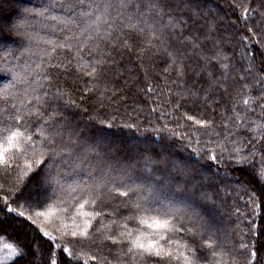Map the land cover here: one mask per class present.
<instances>
[{
	"label": "trees",
	"instance_id": "16d2710c",
	"mask_svg": "<svg viewBox=\"0 0 264 264\" xmlns=\"http://www.w3.org/2000/svg\"><path fill=\"white\" fill-rule=\"evenodd\" d=\"M62 2L63 0H0V89H8V94L0 100V107L13 113L15 109L12 105L20 106L23 100L20 93L26 87L23 82L25 77L30 80L36 79L29 71V67L40 73L41 69H37L36 65L41 64L53 77L50 85L45 84L43 80L40 81L45 86L38 90V94L49 93L44 110L59 111L62 115L57 117V120L66 124L69 130H76L78 134L76 138L81 142L85 140L92 142L96 139L98 129L103 127L100 124L101 120L111 123L112 128H104L106 139L115 149V155L121 162L135 164L131 169L134 178L145 175L141 171L145 157L153 155L161 147L172 159L192 161L198 159L192 149H201L203 159L197 165L200 174L192 181L197 183L194 198L199 210L213 227L216 250L230 253L219 257L220 264L225 262L246 264L250 257L249 249L257 251L254 264H264V213L260 200L264 201V194L261 192L259 196L257 193L260 181L256 175L264 167V159L261 158V144L256 145L255 157L249 156L252 144H249L248 140L255 133L246 130L252 126L250 121L261 120L260 109L253 105L255 112L246 113L244 106L238 103L240 98L236 96V91L240 90L237 84L240 76H244V82L249 84L264 79V17L254 11H249L247 20L242 17L245 6L264 11V0H194L199 11V17L196 19L190 12L178 10L173 3L171 7L174 14L187 21L183 25V32L177 31L172 40L174 48H180L187 53L184 58L186 76L183 79L178 78L176 72L169 68L170 61L163 53L154 56L149 51L141 56L138 44H134L131 52L122 48L113 49L110 71L106 77L108 87L106 98L103 103L98 101L97 94H89L81 99L82 92L73 89L71 98L79 107L66 106L63 101L52 98L57 88L66 86L64 74L60 69L48 68L47 63L42 64V60L49 59L52 63L64 62L70 56L66 51L58 49L53 58L44 56L46 49L51 50L46 41L63 42L65 37L71 34L68 28L78 33V26L83 24L76 13H69L60 7ZM51 4H55L56 7L50 9V15L69 19L67 26L51 20L49 14L37 15ZM210 26L213 29L211 32ZM249 28L253 31L249 32ZM185 36L197 37L200 48L193 52L190 45H182L180 41ZM217 52L227 57L222 63L228 65L227 80L223 81L228 86V92L211 89L208 92L211 107L200 102L192 103L190 98L181 99L177 93L183 95L184 89L192 88L201 96L209 89L210 80L207 73L201 72L197 75L203 63L200 55L213 58ZM208 69L213 73V80L221 77L222 69L215 63V59H212ZM76 87H82V83ZM149 88L152 91H148ZM261 89H264V84L253 87L251 95L258 96ZM233 104H237V111L244 117L241 123H237L235 113L232 112ZM185 113L197 119H213V127L201 128L193 121L187 120ZM25 121L33 128L39 123L35 116L30 118L26 116ZM125 124H131L133 127H124ZM225 124L227 128L224 127ZM157 129L160 131H156ZM197 140L200 142L197 143ZM146 143L152 145V153L142 152ZM220 145H224L228 151L221 152ZM235 147L241 149L239 154L231 151ZM209 150H215L219 162L214 163L207 158L205 153L212 154ZM245 156H248V160L238 164L237 159ZM46 164L47 160L38 167L34 165V170L23 177L21 173V169L24 168L23 159L14 160V166L7 170L0 167V212L11 220L28 222L26 226L35 233L44 255L48 258L49 252L55 250L60 264H65V255L42 236L39 227L17 217L15 212L7 213L4 203L7 198L8 205L16 211H25L26 216L31 215L34 210H43L53 196L52 187L44 183L47 174ZM246 168L255 169V175L250 177L245 174ZM60 173L63 181L68 184L92 183L102 178L99 170H90L87 165L76 170L68 165H62ZM238 175H242L243 180L235 178ZM21 177L22 182L18 183ZM204 177H208V180L205 181ZM201 193H207L210 200L207 202L201 200ZM156 196L160 194L157 193ZM165 203L162 196L160 199L154 196L148 200V205L154 208H162ZM85 210L104 213L92 222L90 232L93 233L95 242L81 244L70 236L57 240L62 247L72 248L77 254L79 258L74 260L73 264H85V261L87 264H119L120 258H123L124 264H131L129 258L124 257L127 243L114 245L105 239V235L115 236L123 230L111 225L113 220L121 223L125 217L137 214L131 202L116 193L105 191L95 208L86 206ZM62 219L64 223L71 225V221L64 213H58L50 223L44 225L45 229L59 237V232L55 229L62 227ZM101 224L111 225V231L108 228H101ZM128 224L130 228L137 227L135 220H129ZM3 236L22 245L14 240L13 236L6 234ZM173 238L180 239L181 243H187L189 247L197 248V257L202 255L199 247L206 236L193 238L179 233ZM241 244L248 247L242 249ZM207 254V264H216L217 258L211 257L210 252ZM91 257L96 259L93 260ZM20 261L21 259L16 258L9 264H20ZM46 263L48 264V259ZM146 264H154V261L148 260ZM171 264H183V259L172 260ZM197 264H205V261L198 259Z\"/></svg>",
	"mask_w": 264,
	"mask_h": 264
},
{
	"label": "snow or ice",
	"instance_id": "6c2138e0",
	"mask_svg": "<svg viewBox=\"0 0 264 264\" xmlns=\"http://www.w3.org/2000/svg\"><path fill=\"white\" fill-rule=\"evenodd\" d=\"M173 3L178 10L190 12L194 19L199 17L198 7L194 0H63L60 7L69 13H76L83 24L78 26V33L72 32L71 28H68L71 34L67 35L63 42L46 41L51 46V50L46 49L44 56L53 58V54L58 49L70 54L61 63H52L51 59L42 60V64L47 63L48 68L60 69L64 74L66 86L57 88L52 98L56 101H63L66 106L76 105L75 100L71 98L72 90L75 89L82 92L81 99L86 98L89 94H97L98 101L103 103L106 98L105 93L108 91L106 77L112 63L110 60L112 50L122 48L131 52L134 44L139 45L138 51L141 56L149 51L154 56L163 53L170 61L169 68L176 72L178 78L183 79L186 76L184 58L187 53L180 48H174L172 40L177 31L183 32V25L187 21L174 14L171 7ZM54 7L56 5L51 4L38 12L37 15L46 16L49 14L51 20L67 26L69 19L50 15V9ZM249 11L259 12V15L264 17V11L245 6L242 13L244 20L249 18ZM212 30L210 26L209 32ZM248 31L252 32L253 30L249 28ZM207 38L205 37V39ZM180 43L190 45L193 52L200 48V42L195 36H185ZM212 59H215V63L222 69L221 77L214 80L213 73L208 69ZM200 60L203 63L197 75L201 72L207 73L210 80L209 89L205 90L203 96L192 88L184 89L183 95L181 93H177V95H180L181 99L190 98L192 103L200 102L211 107L209 104L211 97L208 94L211 89H222L225 93L228 92V86L223 82L227 80L228 65L222 63L223 60H227V57L221 56L217 52L213 58L201 54ZM36 68L41 69V72L37 73L35 69L29 67V71L36 79L30 80L26 76L23 81L26 87L20 93L23 97L20 106L17 107L16 104H13L12 108L15 109L13 113L0 107V167L7 170L14 166V160L23 159L24 168L21 169L23 177L34 170V165L38 167L45 164V160H47V174L44 183L52 187L53 196L50 198L51 202L46 203L43 210H34L31 215L27 216L25 211H16L8 206L7 198H5L7 213L15 212L17 217L37 225L42 236L47 238L55 249L65 255V264H73V261L79 257L72 248L62 247L60 243H57V240H63L70 236L81 244L95 242V237L90 232L92 222L97 217L103 216L104 213L86 211L85 209L86 206L95 208L101 195L107 191L127 198L137 212L135 216L125 217L121 223L116 220L111 222V225L123 229L118 232V235H105V239L114 245L127 243L128 247L124 257L129 258L131 264H146L148 260L154 261V264H171L172 260L180 258L183 259V264H197L198 259L207 264L208 252L211 257L217 258L216 264H220L219 257L230 255L223 250H216L213 227L195 203L194 194L197 191V183L192 181H195L196 176L200 174L197 165L203 159L201 149H192L198 157L197 160L192 161L172 159L168 154H165L166 150L161 147L153 155L145 157L141 166V171L145 175L134 178L131 169L135 164L121 162V159L115 155V149L106 139L104 128H112L111 123L101 120L100 124L103 127L98 129L96 139L92 142L87 140L81 142L76 138L78 135L76 130H69L66 124L57 120V117L62 115L59 111L54 109L46 112L44 110L49 93L44 92L43 95H39L38 90L45 84L50 85L53 77L48 74L46 69L42 68L41 64H37ZM248 71L251 70L248 69ZM41 80L45 84H41ZM244 81V76H240L237 81L240 86V90L236 91V96L240 98L238 103L244 106L246 113L255 112V107H253L255 105L260 109L261 116L259 122L250 121L252 126L246 129L255 133L248 140V143L252 144L249 156L255 157L256 145L261 144V158L264 159V143H261L264 142V89H261L256 97L251 95L253 87L264 84V79L256 81L255 84ZM81 83L82 87H76ZM148 91H152V89L149 88ZM7 94L8 89H0V100H3ZM212 102L215 103V101ZM232 112L235 113L237 123L244 121V117L237 111V104L232 105ZM26 116L29 118L35 116L39 123L34 128L31 127L25 121ZM185 118L206 129H211L214 123L213 119H197L187 113H185ZM124 127L132 128L133 125L125 124ZM224 127L227 128V124ZM219 147L221 152L228 151L224 145ZM209 151L212 154L205 153L207 158L214 163L219 162L215 150ZM231 151L239 154L241 149L235 147ZM142 152L152 153V145L146 143ZM247 160L248 156L240 157L237 159V163ZM62 165H68L73 170L87 165L90 170H99L102 178L94 180L92 183L73 182L68 184L63 181L60 173ZM256 175L260 181L261 192L264 194V167ZM22 177L18 183L22 182ZM204 180H208V177H204ZM157 193L166 202L162 208L148 205L149 198L155 196L156 199H160V196H156ZM200 199L207 202L210 197L207 193H201ZM58 213H64L66 218L71 221V225H69L64 223L63 219L61 220L62 227L55 229L59 232V237L44 227ZM129 220H135L137 227L130 228ZM111 225L101 224V228H108L111 231ZM99 231L98 228L97 232ZM179 233L193 238L206 236L199 247L202 255L197 257V248L189 247L187 243H181L180 239L173 238ZM240 247L244 249L248 246L241 244ZM3 248L8 249L9 259H23L27 256L26 251L14 244L5 243ZM249 253L250 257L246 264H254L257 259V251L249 249ZM91 259L95 260L96 257H91ZM30 264H34V262H30ZM48 264H60L57 251L49 252ZM119 264H124L123 258H120Z\"/></svg>",
	"mask_w": 264,
	"mask_h": 264
},
{
	"label": "rangeland",
	"instance_id": "374dc122",
	"mask_svg": "<svg viewBox=\"0 0 264 264\" xmlns=\"http://www.w3.org/2000/svg\"><path fill=\"white\" fill-rule=\"evenodd\" d=\"M244 173L248 176L255 175V169L246 168L244 169ZM239 178L243 180V176L238 175L235 178ZM257 193L260 196L261 189L260 186L257 185ZM261 200V209L264 213V201ZM10 206V205H8ZM14 218V217H13ZM19 221V220H18ZM23 222V223H22ZM0 223L2 227L0 228V264H9L13 259H9V251L8 249L3 248V244L9 243L14 244L20 248L23 246V250L27 252V256L21 259L20 264H30V262H34V264H47V257L44 255L41 250V246L39 242L36 240L35 233L31 232V229H28L26 221L17 222V220H11L0 212ZM30 228V227H29ZM6 234L7 236L12 237L14 240L22 243V245L16 244L14 241L3 236ZM25 248V249H24Z\"/></svg>",
	"mask_w": 264,
	"mask_h": 264
}]
</instances>
